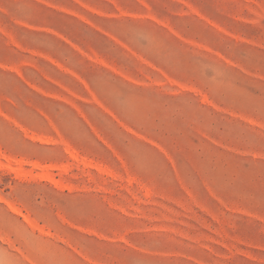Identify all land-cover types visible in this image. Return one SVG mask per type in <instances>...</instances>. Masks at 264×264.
<instances>
[{
  "label": "rangeland",
  "instance_id": "374dc122",
  "mask_svg": "<svg viewBox=\"0 0 264 264\" xmlns=\"http://www.w3.org/2000/svg\"><path fill=\"white\" fill-rule=\"evenodd\" d=\"M0 264H264V0H0Z\"/></svg>",
  "mask_w": 264,
  "mask_h": 264
},
{
  "label": "bare ground",
  "instance_id": "6f19581e",
  "mask_svg": "<svg viewBox=\"0 0 264 264\" xmlns=\"http://www.w3.org/2000/svg\"><path fill=\"white\" fill-rule=\"evenodd\" d=\"M17 212V211H16Z\"/></svg>",
  "mask_w": 264,
  "mask_h": 264
}]
</instances>
